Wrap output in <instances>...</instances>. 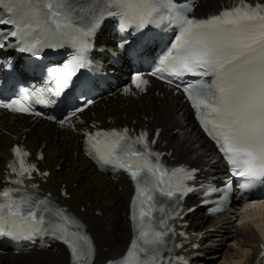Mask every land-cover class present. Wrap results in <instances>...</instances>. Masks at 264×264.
I'll return each instance as SVG.
<instances>
[{
    "label": "snow or ice",
    "instance_id": "snow-or-ice-1",
    "mask_svg": "<svg viewBox=\"0 0 264 264\" xmlns=\"http://www.w3.org/2000/svg\"><path fill=\"white\" fill-rule=\"evenodd\" d=\"M189 11L177 0H92L87 7L76 0H0V27L9 29L0 31V49L13 46L37 56L45 48L70 43L76 54L64 65L63 80L59 69H50L56 86L49 91L59 97L71 77L89 64L92 38L106 18H117L122 30L142 31L165 20L175 23L179 35L152 75L167 73V78H158L177 91L182 89L233 175L248 179L244 187L264 183V4L253 6L241 0L240 6L203 19L190 18ZM147 38L144 33L142 39ZM11 40L14 45H10ZM119 47L135 54L124 43ZM185 76L196 79L184 81ZM133 84L144 91L148 81L137 75ZM24 96L27 98L26 91ZM39 102L54 103L43 98ZM88 103L85 100L84 105L74 108L72 116ZM0 107L42 115L20 99ZM70 119L65 117L58 123L64 125ZM159 135L157 131L154 137ZM84 136L88 154L100 167L123 170L135 184L130 217L135 236L126 251L109 264H182L183 258L173 253L183 242L176 243L175 237L186 238V233H177L169 221L182 219L180 201L193 191L186 181L195 179L196 170H170L152 147L156 139L150 140L146 131L133 135L128 128L98 130ZM12 154L15 159L8 164L6 180L15 187L0 190V232L14 238H51L66 246L70 264H94L96 247L84 224L48 196L38 195L36 184L28 183L33 174L47 177L49 173L31 163L25 149L16 146ZM38 159H44L42 153ZM157 194L172 202L170 209L160 205ZM219 207L218 203L212 211Z\"/></svg>",
    "mask_w": 264,
    "mask_h": 264
},
{
    "label": "bare ground",
    "instance_id": "bare-ground-1",
    "mask_svg": "<svg viewBox=\"0 0 264 264\" xmlns=\"http://www.w3.org/2000/svg\"><path fill=\"white\" fill-rule=\"evenodd\" d=\"M227 1L201 0L197 13L205 15L219 9L220 4ZM158 90L162 96L155 95L153 90L134 99L112 95L86 112L83 116L85 126L160 127L162 150L171 151L173 159L202 168L208 166L213 160L212 148L196 129L191 113L181 103L179 96H173L160 87ZM81 130V125H77V132L72 133L44 122L36 124L27 118L0 116V187L5 165L10 159L9 149L13 144L25 146L31 152L33 161L40 149L44 159L38 161L37 167L41 171H49V177L46 181L37 177L35 182L39 184L40 190L49 193L61 206L69 207L83 221L95 243L94 264H103L108 259L120 256L129 241L130 229L126 215L132 189L123 176L109 178L95 170L81 151ZM174 131L178 133L173 134ZM66 162L70 167L63 173L62 165ZM58 166L60 170L56 171ZM218 173L221 174L217 164L206 175L213 178ZM64 189L70 197L62 196L61 190ZM188 221L189 228L194 232H205L207 238L201 245L206 250L214 251L210 253V259L220 254L222 262L219 264H254L258 255L259 236L264 232V207L248 214L229 215L216 220H208L197 211ZM210 229L217 231L213 233ZM229 234H232V243L225 245V242L228 244ZM215 260L207 262L204 259L197 263L214 264ZM68 262V253L60 246L19 256L0 255V264Z\"/></svg>",
    "mask_w": 264,
    "mask_h": 264
},
{
    "label": "rangeland",
    "instance_id": "rangeland-1",
    "mask_svg": "<svg viewBox=\"0 0 264 264\" xmlns=\"http://www.w3.org/2000/svg\"><path fill=\"white\" fill-rule=\"evenodd\" d=\"M63 166V168H62V171H63V173H65L66 172V170L70 167L68 164H67V162L64 164V165H62ZM60 169L58 168L57 169V171H59ZM64 185V184H63ZM119 190H120V188H119ZM227 243L228 244H226V242H225V245H229V243H232V240H231V238H228V241H227ZM220 256V254H217V257H216V260L214 261V264H219L220 262H222L221 260H222V258L221 257H219ZM29 260V259H28Z\"/></svg>",
    "mask_w": 264,
    "mask_h": 264
}]
</instances>
